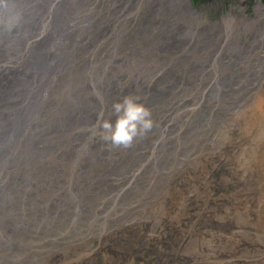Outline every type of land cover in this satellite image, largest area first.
Masks as SVG:
<instances>
[{
	"label": "rangeland",
	"instance_id": "374dc122",
	"mask_svg": "<svg viewBox=\"0 0 264 264\" xmlns=\"http://www.w3.org/2000/svg\"><path fill=\"white\" fill-rule=\"evenodd\" d=\"M116 1L102 3L103 10ZM194 3L198 19L189 33L178 30L165 3L158 12L142 2L121 19L111 12L107 23L96 14L92 36L74 46L70 38L71 59L57 87L79 106L65 93L69 112L55 117V127L65 120L63 128L84 140L85 131L99 130L82 151L85 173L75 175L67 159L58 162L65 171L56 163L49 171L54 183L78 184L90 201L78 219L73 202L66 203L62 219L58 212L42 217L44 203L31 200L34 214L24 220L31 228L18 237L8 233L22 249L12 253L0 243V264H264V68L230 74L223 41L245 40L250 30L239 25L225 35L226 2ZM108 31L119 40V57L109 59ZM126 96L139 97L154 123L130 145L117 146L105 139L103 124L116 125L113 105ZM13 214L17 222L26 215Z\"/></svg>",
	"mask_w": 264,
	"mask_h": 264
},
{
	"label": "bare ground",
	"instance_id": "6f19581e",
	"mask_svg": "<svg viewBox=\"0 0 264 264\" xmlns=\"http://www.w3.org/2000/svg\"><path fill=\"white\" fill-rule=\"evenodd\" d=\"M109 1L0 0V229L2 227L0 240L2 241H8V233L17 237L21 235L18 227L15 226L14 230L8 220L2 219L3 213L10 218V215L15 213V206L19 204L21 207L18 209H23V214L29 217L34 214L30 205L31 200H41L44 203L43 210L47 211L41 215L42 217L46 218L45 213L53 215L52 213L58 212L59 217L63 219L66 217V203L73 202V214L78 219L88 206L87 202L90 201V198L85 196L86 193L79 190L78 184L67 185L62 181L60 184L54 183L55 178L50 175L55 173L51 174L49 171V166L53 163L63 167L65 171L66 164L62 165L58 162L67 159L75 175L80 169L85 173L82 151L90 150L87 147L89 140L94 138L99 130L96 127L85 131L87 138L84 140L80 132L63 128V124H66L65 120L61 119L63 122L58 126L60 128L55 127L57 124L55 117L58 115L64 118L69 112L62 106V97L67 94L70 96L67 97L70 103L77 102L68 91L62 90L61 86L57 87V81L62 79L61 75L71 59L72 52L67 48L70 38L74 39L72 42L74 46L79 41L92 36L88 28L93 27L94 21L99 18L96 14L101 17L102 23H107L109 15L119 13L116 18L121 19L124 13L138 11L142 2L149 3L158 12H160V3H165L166 9L181 25L178 30L184 33H189L198 19V12L190 7L189 0H117L108 9L103 10L102 3ZM224 20L226 25L238 26L237 19L233 16H226ZM246 25L252 33L248 31L250 35L245 40L224 39L223 41L225 43L223 64L233 67L230 73L232 75L249 76L254 74L250 72L252 69L264 68V49L259 51L261 46L264 47V33L255 34L257 28L250 26L248 22ZM229 29L226 27L225 35L230 33ZM169 32L163 31L157 43L163 44L170 37L171 30ZM239 33H242L241 30ZM109 34L108 31L109 38L106 37L111 42L108 53L111 59L119 57L123 52L117 51L119 40H113ZM117 36L120 37L119 34ZM202 37L206 39L205 42L212 39L208 35ZM251 44L257 45L251 50ZM218 56L220 55L215 54V59ZM240 65L243 67L238 70L236 66ZM104 78L102 73L96 74L92 79L97 81L96 87L91 91H99L98 85L103 83ZM68 88H71L70 85ZM260 101L263 102L264 97L260 96ZM78 106L79 102H77ZM89 110L82 108L80 113ZM91 119L87 120L92 126L93 118ZM76 142L80 143L75 145ZM71 144L74 145L70 147ZM76 147L79 148L77 151H81L79 154L76 153ZM128 164L130 163L126 165ZM63 175L66 176V173L64 172ZM133 175L136 176V173ZM94 185L96 187V184ZM95 187L89 185V194L91 197L94 196L93 199L96 198ZM9 202H12V205L8 206ZM54 203L59 204L58 207L61 209L54 207ZM70 229L72 230L71 227ZM67 230V226L60 228L61 233H66L65 236Z\"/></svg>",
	"mask_w": 264,
	"mask_h": 264
},
{
	"label": "clouds",
	"instance_id": "9594fccd",
	"mask_svg": "<svg viewBox=\"0 0 264 264\" xmlns=\"http://www.w3.org/2000/svg\"><path fill=\"white\" fill-rule=\"evenodd\" d=\"M113 109L119 114L116 125L113 127L104 122L103 127L109 130L105 139L111 140L117 146L130 145L135 138L144 135L153 127L151 112L139 102V97L126 96L122 101L114 103Z\"/></svg>",
	"mask_w": 264,
	"mask_h": 264
},
{
	"label": "flooded vegetation",
	"instance_id": "af4514ba",
	"mask_svg": "<svg viewBox=\"0 0 264 264\" xmlns=\"http://www.w3.org/2000/svg\"><path fill=\"white\" fill-rule=\"evenodd\" d=\"M220 3L226 2V4L229 6L228 12L225 14L226 16H233L235 19H237L238 24L241 27H248L246 23L248 22L249 25L253 26L254 28H257L255 34H260L264 33V27H259V26H264V8L259 9L258 7H264V0H219ZM191 2L190 7L196 10V6L194 3V0H189ZM224 15V16H225ZM226 20H224L225 22ZM225 27H229V31L231 32V28L234 27L235 25H226L224 24ZM252 33V32H251ZM248 42V41H247ZM251 50L254 48V45L257 44H251ZM264 45V43H263ZM264 47L262 46L259 48V51L263 50ZM236 52V51H234ZM241 66V65H240ZM237 69L239 70V66H236ZM245 68H247L245 66ZM235 69V68H234ZM253 69L250 71L253 73Z\"/></svg>",
	"mask_w": 264,
	"mask_h": 264
}]
</instances>
